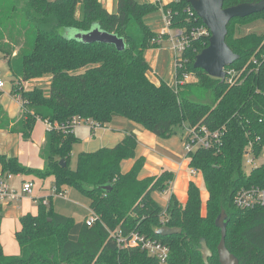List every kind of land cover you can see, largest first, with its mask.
Here are the masks:
<instances>
[{
    "label": "trees",
    "instance_id": "16d2710c",
    "mask_svg": "<svg viewBox=\"0 0 264 264\" xmlns=\"http://www.w3.org/2000/svg\"><path fill=\"white\" fill-rule=\"evenodd\" d=\"M261 0H224L228 8ZM110 13L99 0H0V54L12 78L13 94L22 100V117L10 126L0 109L1 129L31 139L36 121L47 123L39 155L42 170L22 166L16 157L0 154L1 174H29L51 178L57 192L68 191L76 204L85 205L98 220L92 225L76 220L65 208L68 200L56 198L38 205V212L20 218L16 233L19 254L4 255L0 264H160L139 247L118 245L113 233L135 232L160 241L169 248L166 264H203L200 241L205 239L218 264L220 230L215 219L227 215L225 245L239 264H264V207L239 209L233 197L242 187L264 186V160L245 169L249 145L255 156L264 153V33L244 31L264 22V10L245 18H234L227 26L226 45L239 58L225 68L224 80L193 67L195 57L208 46L210 37L190 38L176 59L175 79L194 74L196 82L174 88L149 78L145 52L159 37L145 24L144 17L159 3L115 0ZM188 0H173L169 29L185 34L202 24L187 11ZM80 9V15L77 11ZM93 28L116 35L125 43L123 51L104 43L85 44L64 35L65 29L88 32ZM49 79L43 90L25 91L23 82ZM47 89V93L45 90ZM74 119L107 128L123 119L160 139L201 127L217 132L219 142L210 149L198 148L186 155L188 167L197 170L208 193L202 216L199 187L190 182L187 200L180 203L171 194L162 208L152 193L165 191L174 179L171 171L140 178L145 159L136 158L137 139L128 131L112 148L82 152L70 168L72 148L80 142ZM93 132L94 128H90ZM186 139V137H185ZM64 160L65 166L59 162ZM134 160L128 172L122 163ZM109 186V190L103 187ZM58 202L63 208H59ZM180 228V234L161 237V227Z\"/></svg>",
    "mask_w": 264,
    "mask_h": 264
},
{
    "label": "crops",
    "instance_id": "0c3cea01",
    "mask_svg": "<svg viewBox=\"0 0 264 264\" xmlns=\"http://www.w3.org/2000/svg\"><path fill=\"white\" fill-rule=\"evenodd\" d=\"M99 1L102 3V5L106 8V10L108 12L112 13L115 11V9H116L115 0H99ZM136 1L138 3H151V4L159 3V5L162 4V6L164 7V6H167L168 4H170L173 0H136ZM161 16H162V20L164 21V10H163V13L161 14ZM147 19H148V17H145L144 22L149 27V25L146 22ZM164 31H165L164 29L161 30V32H164ZM167 34L168 33H166L165 35H167ZM169 39H170V37H169ZM161 41H162V39L160 40V44H161ZM0 63L6 64V62L2 56H0ZM0 72H3L4 77L9 80L8 82H6L1 77V73H0V80H2L4 82L3 88L0 89V109L3 111V114L5 115V117L10 122V126H12L14 122H16L17 120H19L22 117L21 116L22 111H23L22 100H21L19 94H13V92H12L13 84L10 82V79L12 77L9 78L10 77L9 74L11 72H10L7 64H6V66H1V64H0ZM40 80H42V79H40ZM35 81L37 82V80H30L27 82H23L21 84V88H23V90H25V91L32 90V88H30L28 86H29V84H32ZM47 84H49V82ZM39 123H41V124H39ZM1 124H2V121H0V154L5 155L7 157H16L18 159V161L20 160L19 163L22 166L29 168V169L34 168V167H32L33 165L31 164V162L36 163L39 160L38 164L34 165L36 168L33 170H42L44 168V161L42 160V158L40 157V155L38 153L40 151V146L43 143L44 138H45V132L47 129L46 123L41 121V120L36 121L34 128H35V126L37 128L38 125H42V127H41L42 133L38 137V141L36 142V144L33 147L28 146V148H27V146L22 148V144L26 143V141L23 140V138L20 134L11 133L7 129H4V128L1 129ZM34 128L32 130L31 138H32L33 133H34ZM98 129H100V128H98ZM108 129L112 130V132H107ZM94 131L91 132L89 130L90 134L94 133ZM128 131H132L135 134L136 139H137L136 158L142 156L145 159V164H144L142 172L140 173V178L158 175L163 170L173 172L174 179H173L172 183H174V181H175L176 185L179 184L181 186L182 190L183 189L186 190V199L184 201V202H186L188 184L190 182H192V180H191L192 178L189 177L188 179H186L187 174L185 172V169H186V166L188 167V162H186V163L185 162L182 163L181 161L176 162L175 159H173L172 157L169 156L170 155L169 153H168L169 155H167V153H164L162 151H158V148H161L164 151L167 150V145H165L163 142H161L158 139V137H156L155 135H153L149 131L144 130L140 126H137V125L132 124L130 122L124 121L122 119L114 120V122L110 126L105 128L104 130L100 129L97 132H95L94 134H95L97 139H107L108 141H111L112 143H114V145L111 147H105V148H112L115 145H117L121 140H123V138L125 137V135L127 134ZM26 150H28V151L25 152ZM97 150H99V149H97ZM93 152H95V151H93ZM41 161L43 162V164ZM127 161H130V163L128 164V167L126 170L123 171V169H122L123 173L128 172L134 163V160H126L124 162H127ZM174 172H176V173H174ZM0 175H2L1 174V167H0ZM175 175H176V178H175ZM33 178L34 177L32 175H29V174L28 175L27 174L12 175L11 178L8 179V183L13 190L20 192L21 187L25 182H31L33 184V187H34ZM182 180H184V181L182 182ZM50 181H51V186H50L51 195H47V196L42 195V196H39L38 198L33 197L34 200H37V212H38L39 203L42 202L44 199H46V201H49V199L51 198V201L53 203H55L56 201H58V200H56V198H60V197L53 196V194H52V190L54 189L53 180L51 179ZM171 184H170V186H171ZM195 185H196V183H195ZM14 187H17V188H14ZM65 194H66V198H61L64 201L68 200V196H67L68 191H65ZM33 195H34V193L32 192L31 196H33ZM173 195L176 197V194L174 192H173ZM151 196H152L153 200L158 203V201L156 199V194L152 193ZM22 197H24V196H22ZM45 197H47V198H45ZM200 197H201V193H200ZM20 198L21 197H19L18 199H20ZM207 198H208V193L206 194V201H207ZM18 199L14 200V201H9L6 203H0V220L4 217H10L11 215L18 217V221H19L18 226L19 227H18L17 231L15 232V235L18 231L21 230V225H20V218L21 217L28 215V214L34 215V216L37 214V212L35 213L36 207L34 208L31 205V203L25 202L24 204L26 206H24L22 209L15 208L12 205V203L18 201ZM166 205H167V203L164 204V206H162V205H160V206L162 208H165ZM58 206H59V208H63L62 204H60L59 202H58ZM65 211L68 213L72 212L71 214L73 217L76 215L79 216V219L75 218L76 220H79V221L81 219H83L84 217H86L87 214L89 215V209L85 205H82V204H76L74 207L69 206L68 209L65 208ZM2 227H3V224H0V231H2L1 230ZM15 239H16V236H15ZM0 247H1V250H2L4 255L10 256V255L16 254V252L7 253L3 250V239H2L1 233H0Z\"/></svg>",
    "mask_w": 264,
    "mask_h": 264
},
{
    "label": "rangeland",
    "instance_id": "374dc122",
    "mask_svg": "<svg viewBox=\"0 0 264 264\" xmlns=\"http://www.w3.org/2000/svg\"><path fill=\"white\" fill-rule=\"evenodd\" d=\"M163 13V6L158 5V8L156 11L151 12L150 14H147L145 17H148V19L146 20L147 24L149 25V28L151 29L152 32L154 33H158L161 34V30H165L166 32L169 31L170 29L166 28V25L164 23V21L162 20V16L161 14ZM77 15H80V9H78L77 11ZM144 17V18H145ZM75 30L72 29H65L64 35L66 37H73L75 35ZM244 31H255L258 33H264V22H258L255 24H251L249 26H247L246 28H244ZM170 33H173V31H169ZM169 35H167V37H164L161 41L160 46L158 47H153L148 49L145 52V59L148 62L151 71L148 72V76L151 80L153 81H163L165 83H167L168 85L172 86L175 82V57L176 55H178V53L176 54V52L173 50V44L171 42V39H169ZM171 41V42H170ZM0 56H2L0 54ZM1 66H6L5 63H0ZM1 73V77L8 82L9 80L7 78L4 77L3 72ZM188 75L187 80L185 82H196L198 80V78L196 77V75L194 74H186ZM49 82V79H42V80H37V82H33L32 84H29L28 87L30 88H42L43 90L45 89V87L48 85L47 83ZM45 92L47 93V89L45 90ZM123 120V119H122ZM125 121V120H124ZM41 124V123H39ZM42 125H38V127L34 128V133L33 136L31 138L30 141H26V143L22 144V148L27 146H31L33 147L36 142L38 141V137L40 136V134L42 133L41 130ZM100 129H105V128H100ZM100 129H94V133L97 132ZM89 126H87V124L85 122H81L78 125H76L74 127V133L76 134L77 137L80 138V142L76 143L73 148H72V153H71V160H70V168L74 169L75 164H76V160H77V156L79 153L82 152H93L96 151L97 149L100 148H105V147H111L114 145V143H112L111 141H108L107 139H97L94 133L89 132ZM107 132H112V130L108 129ZM120 132V131H119ZM179 134L170 138V139H160L158 138L161 142H163L165 145H167V150L164 151L161 148H158V151H162L164 153H167V155H169L170 157H172L173 159H175L176 162L181 161L182 163H186L188 162L187 158H186V151L184 149V140L185 137L187 136V130L185 128V130L183 131V138H181L180 134L181 132H178ZM89 138V139H88ZM23 142V141H22ZM39 148V147H38ZM28 150H26L25 152H27ZM169 153V154H168ZM39 154V153H38ZM257 163H262V159H258ZM20 162V160H19ZM39 160L35 163V162H31V164L33 165L32 169H35L36 167L34 165L38 164ZM42 162V161H41ZM130 163V161L127 162H123L122 163V169L123 171L127 169L128 164ZM43 164V162H42ZM244 166L245 163H244ZM185 172L187 174L186 179H188L189 177L192 178V182L196 183V186L199 187V191L201 193V203H202V209H201V214L202 216H204L206 214V209H205V203H206V190L205 187L203 185V180H202V176L201 174H196V175H192L190 174V168L186 166ZM176 173V172H174ZM176 178V175H175ZM51 178H46L44 180H41L39 178L34 177L33 178V183H34V187H33V196H24L21 197L20 199H18V201L13 202L12 205L15 208L18 209H22L24 206H26L24 203H31V205L35 208V213L37 212V200H34L33 197L38 198L39 196H47V195H51V190H50V186H51ZM184 180H182L183 182ZM17 188V187H14ZM173 192L176 194V198L181 202V203H185V199H186V190L181 188V186L179 184L176 185L175 181L174 183L171 184V186L165 190V191H156V199L158 201V203L162 206H164V204H168L170 195L173 194ZM47 198V197H45ZM67 205H72L75 206L74 201H72L69 196H68V201H67ZM167 207V205H166ZM165 207V208H166ZM76 219H79V216H74ZM18 217H15L13 215H11L10 217H4L0 220V224H3V227L1 228L2 231H0L1 235H2V239H3V250L7 253H11V252H16L15 255H10V256H16L19 254V246L17 244V241L15 239V232L18 229Z\"/></svg>",
    "mask_w": 264,
    "mask_h": 264
},
{
    "label": "water",
    "instance_id": "95a60500",
    "mask_svg": "<svg viewBox=\"0 0 264 264\" xmlns=\"http://www.w3.org/2000/svg\"><path fill=\"white\" fill-rule=\"evenodd\" d=\"M188 3L202 24L210 31L209 44L195 57L193 67L203 70L212 78L224 80L226 76L225 68L239 58L225 43L227 26L234 18H245L262 12L264 10V0L257 3H241L228 8L223 7L224 0H188ZM74 36L85 44H112L120 52L125 49L122 38L99 28H93L88 32H77ZM9 76L11 78L12 74L10 73ZM59 164L64 167V160H61ZM103 189L109 190L110 187L106 186ZM215 226L220 230V241L217 245L218 264H239L238 259L228 251L225 245L227 215L224 210L216 217ZM180 233V228L166 226L156 231V234L161 237ZM200 252L203 264H210L209 258L212 257L213 253L208 248L205 239L200 241Z\"/></svg>",
    "mask_w": 264,
    "mask_h": 264
},
{
    "label": "built area",
    "instance_id": "2783aa9c",
    "mask_svg": "<svg viewBox=\"0 0 264 264\" xmlns=\"http://www.w3.org/2000/svg\"><path fill=\"white\" fill-rule=\"evenodd\" d=\"M187 11L190 15L195 14L192 7L189 5ZM170 15L169 11H164V23L166 28L169 29L170 25ZM196 15V14H195ZM197 16V15H196ZM198 18V17H197ZM170 31V30H169ZM170 36V39L173 44V50L178 53L175 57V66L177 65L176 59L181 55L185 45L188 43L190 38H198V37H210V31L208 28L201 24L198 27L192 29L189 33H184L182 30H174L173 33L170 32H162L161 35ZM161 38L159 37L155 40L157 43H160ZM262 60L264 61V54L262 55ZM188 75L184 74L181 80H176L172 87L176 92L179 91V87L183 86ZM4 86V82L0 80V89ZM81 122H85L87 126L90 128L98 129L90 121H83L74 119L73 121V128ZM260 122L264 123V120H260ZM47 129L50 126L46 123ZM187 136L184 140V149L186 151V155L189 153L195 152L198 148L203 149H210L214 147L219 142V137L217 132L209 131L205 127H201L198 130H187ZM258 159L264 160V153L255 156L252 152V146L249 145L247 148V152L244 155V163L245 169H250L252 167L258 166L260 163H257ZM190 174L196 175L199 172L195 169H190ZM12 174L0 175V203H6L9 201L17 200L19 197L22 196H31L33 192V184L31 182H25L22 187L21 191L17 192L13 190L9 183L8 179H10ZM52 194L55 197L66 198L65 192L59 193L54 188L52 190ZM43 204H46L47 201L44 199L42 201ZM233 204L236 208L239 209H253L257 207H264V186H250V187H242L236 191L233 197ZM98 220L97 216L93 213L86 218L85 223L87 226H92ZM113 237L116 238L118 245L120 246H128V247H139L141 250L146 251L150 256L157 258L160 264H166L169 248L161 243L160 241L152 240L146 238L142 235H139L135 232L130 233L128 236H122L120 233H113Z\"/></svg>",
    "mask_w": 264,
    "mask_h": 264
}]
</instances>
